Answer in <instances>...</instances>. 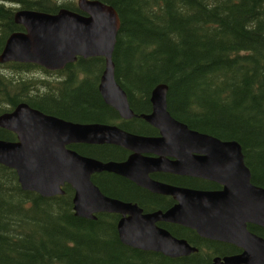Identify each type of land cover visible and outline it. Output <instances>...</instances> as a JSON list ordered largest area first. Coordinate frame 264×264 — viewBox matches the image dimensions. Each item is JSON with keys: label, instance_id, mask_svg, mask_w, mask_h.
<instances>
[{"label": "trees", "instance_id": "obj_1", "mask_svg": "<svg viewBox=\"0 0 264 264\" xmlns=\"http://www.w3.org/2000/svg\"><path fill=\"white\" fill-rule=\"evenodd\" d=\"M113 5L120 28L113 51L115 77L136 113L148 112L150 92L168 85L167 108L189 127L241 146L251 179L264 186V0H102ZM80 11L74 0H0V50L8 34L23 29L18 8ZM104 57L77 56L62 68L32 62H0V113L25 101L43 112L74 121L115 123L136 133L156 128L140 116L122 118L99 90ZM0 138L15 133L0 127ZM78 152L102 160L123 159L128 150L111 143L73 142ZM100 189L123 200L157 208L164 199L125 177L92 174ZM182 184L196 180L178 177ZM42 195L21 187L14 168L0 163V264H210L199 251L168 257L123 243L119 214L93 218L73 209V188ZM248 228L264 236V227ZM196 244L206 241L190 228L170 227Z\"/></svg>", "mask_w": 264, "mask_h": 264}, {"label": "water", "instance_id": "obj_2", "mask_svg": "<svg viewBox=\"0 0 264 264\" xmlns=\"http://www.w3.org/2000/svg\"><path fill=\"white\" fill-rule=\"evenodd\" d=\"M80 9L60 7L55 12L32 8L14 11L23 29L6 37L0 62L21 61L45 68H62L77 56L104 57L98 90L103 100L124 118L141 116L159 134H140L106 122H81L46 113L25 101L0 113V126L15 139L0 138V163L15 169L24 189L42 195L73 188L75 214L93 218L97 212H117L120 240L132 247L170 256L196 247L156 224L175 221L205 237L228 240L243 247L235 255L214 258L213 264H264V237L247 227H264V187L254 184L241 144L189 127L167 108L168 85L157 83L150 92L151 110L136 113L125 89L115 77L113 51L120 28L116 8L102 0H77ZM72 142L113 143L131 150L125 159L102 160L68 146ZM156 155H148L147 153ZM172 157V158H171ZM112 171L151 191L170 193L177 202L166 210L143 211L135 202L104 193L92 174ZM153 170L210 178L223 183L220 190L196 189L157 181Z\"/></svg>", "mask_w": 264, "mask_h": 264}, {"label": "flooded vegetation", "instance_id": "obj_3", "mask_svg": "<svg viewBox=\"0 0 264 264\" xmlns=\"http://www.w3.org/2000/svg\"><path fill=\"white\" fill-rule=\"evenodd\" d=\"M150 110H151V107H150ZM141 118H143V117H141ZM84 122H89V121H84ZM155 128H156V132L153 133V134L157 135V134H159V130H158L157 127H155ZM148 135H150V134H148ZM111 144H113V143H111ZM119 146H121V145H119ZM122 147H124V146H122ZM124 148H126V147H124ZM126 149L128 150V153L123 159H125L128 156V154L131 152L130 149H128V148H126ZM147 154L148 155H156L155 153H151V152H149ZM117 160H122V159H117ZM250 172H251V170H250ZM119 175H121V174H119ZM121 176H123L126 179L130 180L135 185H137L139 188H141L143 190L145 189V190H147L149 192H152V193H157V194H159V195H161L163 197V199H164L163 204L157 206V208L152 207V208H149V209H147L145 206L140 204V202L138 200H127V201H132V202L137 203L142 208V210L145 211V212L153 211V210H156V209L166 210L167 208L171 207L172 205H174L177 202V199L174 197V195H172L170 193H162V192H157V191L156 192L155 191H151L150 189H148V188H146L144 186L138 185L137 183H135V181L131 180L130 178H128V177H126L124 175H121ZM149 176L151 178L157 180V181H160V182H163V183L172 184V185H176V186H184V187H190V188H196V189H206V190H220V189L223 188V183H220L217 180H213V179L205 178V177H200V176H196V175H189V174H185V173H177V172H173V171L153 170V171L149 172ZM178 177L193 178L194 180H196V185L182 184V183H180L178 181ZM250 179H251V177H250ZM251 181H252V179H251ZM253 183L256 184L255 182H253ZM256 185L263 186V185H260V184H256ZM119 217H120V215H119ZM156 224L158 226H160V227L168 229L174 236L186 239L190 245L195 246L196 248L194 250L190 251L189 253L180 254V255H177V256H170V255H167V254H165L163 252L155 251V250H152V249H143V248H139V247H136V248H139V249H142V250H149V251L159 252V253H161V254H163L165 256L173 257V258L174 257H182V256H185V255L187 256V255H190L192 253L199 252V251H206V253L210 254V264H213L215 257H219V258L223 259L226 256H231V255L238 254V253H240L243 250V247L235 244L234 242H231V241H228V240H222V239H216V238H210V237L202 236L196 231V229L191 228L189 226H186L184 224L175 222V221L158 220V221H156ZM248 224H247V227H248ZM173 226H175V227L183 226V227L190 228L192 231H194L195 234H197L200 237H203V239L206 241V243H204V245L196 244V243L192 242L191 239L187 238L186 236L180 235V234H176V233L172 232V230H170V227H173ZM241 264H246V263H241Z\"/></svg>", "mask_w": 264, "mask_h": 264}, {"label": "rangeland", "instance_id": "obj_4", "mask_svg": "<svg viewBox=\"0 0 264 264\" xmlns=\"http://www.w3.org/2000/svg\"><path fill=\"white\" fill-rule=\"evenodd\" d=\"M77 3V0H74Z\"/></svg>", "mask_w": 264, "mask_h": 264}]
</instances>
